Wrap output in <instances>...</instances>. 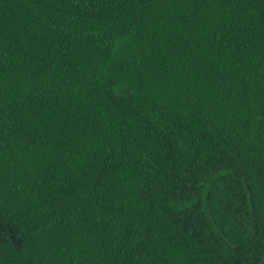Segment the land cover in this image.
Returning <instances> with one entry per match:
<instances>
[{
  "label": "trees",
  "instance_id": "16d2710c",
  "mask_svg": "<svg viewBox=\"0 0 264 264\" xmlns=\"http://www.w3.org/2000/svg\"><path fill=\"white\" fill-rule=\"evenodd\" d=\"M263 252L264 0H0V264Z\"/></svg>",
  "mask_w": 264,
  "mask_h": 264
},
{
  "label": "water",
  "instance_id": "95a60500",
  "mask_svg": "<svg viewBox=\"0 0 264 264\" xmlns=\"http://www.w3.org/2000/svg\"><path fill=\"white\" fill-rule=\"evenodd\" d=\"M260 264H264V252H263L262 260H261V263Z\"/></svg>",
  "mask_w": 264,
  "mask_h": 264
},
{
  "label": "rangeland",
  "instance_id": "374dc122",
  "mask_svg": "<svg viewBox=\"0 0 264 264\" xmlns=\"http://www.w3.org/2000/svg\"><path fill=\"white\" fill-rule=\"evenodd\" d=\"M124 44H126V43L124 42ZM125 47H126V46H125ZM115 53H116V52H115ZM122 54H123V52H122V51H119V52H118V55H120V56H121Z\"/></svg>",
  "mask_w": 264,
  "mask_h": 264
}]
</instances>
